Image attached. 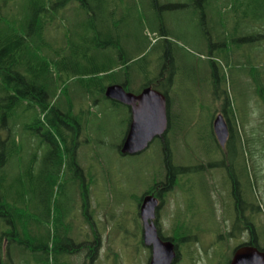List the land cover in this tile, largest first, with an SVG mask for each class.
Segmentation results:
<instances>
[{"label":"rangeland","instance_id":"obj_1","mask_svg":"<svg viewBox=\"0 0 264 264\" xmlns=\"http://www.w3.org/2000/svg\"><path fill=\"white\" fill-rule=\"evenodd\" d=\"M89 1L91 8L104 10L103 15L107 16L109 28L104 22L102 29L112 32L119 28L120 43L124 46L122 55L110 46L97 51L96 47L87 45L83 37L94 34L87 27V12L75 9L80 5L73 4L62 11L64 21L49 29L53 54L57 56L56 51L64 48L56 69L61 77L69 80L68 92L58 93V110L62 113L69 110L71 96L75 102L73 109L84 119L83 128L74 138L78 143L74 159L82 171L78 172L73 164L72 168L69 166L70 153L68 156L65 143L54 129L51 131L56 140L48 136L46 128L34 129L37 125L34 113L25 116L18 110L12 133L16 136L15 147L11 132L0 127V197L10 198L14 206H25L29 213L39 210L36 220L41 222L42 236L47 228L52 233V223L57 216L64 218L66 206L69 211L66 219L74 224L70 236L77 244L101 242L93 264H148V252L135 221L142 193L153 184L155 175L164 174L162 143L153 140L146 150L123 155L120 147L132 123L131 108L97 90L89 95L80 88L81 83L87 89L93 82L88 74L110 64L105 62L108 54H117L119 62L131 54L139 57L133 60L129 70L120 68L116 74L117 80L128 82V91L135 94L149 80L160 78V65L168 64V79L159 91L169 89L172 105L167 134L174 143L176 164L190 163L192 154L214 159L213 123L219 115L229 119L235 133L231 151L241 172L245 195L251 202L259 245L264 248V17L254 16V0L243 1L249 4L247 20L242 11L232 8L231 1H215L212 9H206L205 19L201 18V12H196V0H156L155 5L153 0H116L111 4L107 0L102 9L98 8L97 0ZM185 1L192 8L189 4L185 6ZM110 9H115L114 15ZM225 16L228 19L218 22V18ZM105 41L107 38L103 37L101 42ZM141 49L144 51L140 55ZM79 54L81 64L77 66ZM154 61L150 74L141 71ZM77 180L89 185L87 195H83ZM180 189L175 191L173 202L170 199L171 206L177 211L183 207L182 203L185 208L188 201L190 204L195 200L194 206L186 208V221L184 217L185 225L191 222L185 231H195V234L191 242H184L185 262L178 264H189L191 255L197 259L196 264H210L215 257V264H228L232 242L226 235V226L211 219L207 185L201 187L195 181L188 193ZM205 208L201 221L200 214ZM183 229L179 233H184ZM10 230V225L2 224L1 231ZM212 232L218 236L217 240L214 237L215 245L211 244V236L206 244L198 243L201 237ZM8 243L10 247L17 245L12 240L5 241L4 245ZM203 248L206 253L201 257ZM33 255L27 252L21 258L12 255L10 264H39ZM38 258L45 256L40 254ZM4 260L8 262L7 257ZM85 261L90 262L84 251L72 255L68 264Z\"/></svg>","mask_w":264,"mask_h":264},{"label":"trees","instance_id":"obj_2","mask_svg":"<svg viewBox=\"0 0 264 264\" xmlns=\"http://www.w3.org/2000/svg\"><path fill=\"white\" fill-rule=\"evenodd\" d=\"M113 1L116 0H111L110 4ZM215 1L218 3H228L231 1L230 5H232V8L237 12L242 11L244 14L243 18L248 19L249 4L243 2L244 0H236V3L234 2L235 0H196L194 1V6L198 14L201 12L202 19L207 18L206 9H212ZM106 2L107 0H97L98 8H104ZM73 4L80 5L79 7H75V9L78 8V10L87 12V27L94 34L92 37H83L87 45L96 47L97 51H103L107 46H110L120 55L124 52V46L120 43L119 39V28L117 27L112 32L102 29L104 22H106L105 27L109 28L107 16L103 15L104 10L91 8L89 0H0V127L8 129L9 134L11 132V143L15 147L17 145L16 136L12 133L13 126H15L14 123L17 120L18 110L25 116L29 115V113H34V122L37 123L34 129L46 128L50 133L48 136L52 140H56L55 135L51 131V129H54L65 143L67 155L69 156L70 153L69 166L72 168L73 164L75 169L81 172L82 166L80 165V167L74 159V153H76L78 147V143L74 138L77 137L83 128L84 119L82 115L76 114V111L73 109L75 102L71 96H69L67 104L69 110L64 111V113L58 110L56 102L58 93L68 92L67 83L69 80L61 77L56 69L60 63V55L64 48H61V51L57 50V56H55L52 52L54 48L53 40L49 39V29L53 25L56 26L57 22L64 21V16L61 12L67 10ZM153 4H156V0H153ZM187 4L190 5L189 2L185 1V6ZM177 5L183 6L180 3ZM19 7H21V10H18ZM190 7L192 8L191 5ZM110 12L111 15H114L115 9H110ZM253 14L255 17H264V0H254ZM228 17H220L218 18V22H223ZM241 22L243 20L239 24ZM114 24L115 22L112 25ZM90 32L87 33L90 35ZM163 35L165 36L166 34ZM102 36L107 38V41L104 43L101 42ZM143 51L141 49L140 55ZM117 56L113 52L112 54H108L105 62H110V64L106 68L87 75L88 77H92L93 82L89 84L87 89L81 83L80 88L83 92L91 95L97 90L105 96L107 87L113 84H122L128 90L129 83L117 80L118 74H116V71L120 68L129 70L133 64V60L139 56L129 54L123 62H119ZM77 57L76 65L79 66L81 64L80 54ZM157 63L161 64V62ZM154 65L155 61L151 65H148L147 68L140 70L148 75L150 74V67ZM167 65L161 64L160 78L149 80L144 85V88L152 87L160 90L159 88L168 79L166 77L168 73ZM107 80L111 83H104ZM162 90L169 95L167 87ZM256 91L258 92V87ZM68 143L72 144L73 147L70 148ZM60 160L62 161V159ZM176 173H179V170ZM76 183L79 185V189L83 191V195H87L89 185L84 180H77ZM58 208L59 204H57V210ZM50 209L49 204L47 205L48 220L51 216ZM39 213V210L29 213L25 206H14L10 198L0 197V219H2V222L0 220V264H10L13 261L12 255L21 258L25 252L33 253L39 264H50V262L51 264H68L66 259H61V254L70 252H73L71 255L79 254L82 249L89 247L93 248V251L96 253V250L99 249L100 240L99 243L95 241L93 246L92 244H90L91 246L88 245V242H85V245L81 243L78 246L71 244L69 237H71L70 232L74 224L73 221L71 222L66 219V215L69 213L66 206L63 208L64 218L60 219L57 216L52 223L54 230L52 229L51 233V230L47 228V230H44V236L41 234V222H37L36 220L37 216L39 217ZM31 220H34L36 223H32ZM3 223L11 226L9 232L1 231ZM60 226L62 227V232L60 231L59 233ZM254 234L253 246L264 250L259 245L256 230ZM11 240L16 242L17 245L10 247L8 243V246H5V241L11 242ZM11 250H14L13 254H11ZM40 254L45 256V258H38ZM4 257L8 258L7 263H4Z\"/></svg>","mask_w":264,"mask_h":264},{"label":"flooded vegetation","instance_id":"obj_3","mask_svg":"<svg viewBox=\"0 0 264 264\" xmlns=\"http://www.w3.org/2000/svg\"><path fill=\"white\" fill-rule=\"evenodd\" d=\"M140 94V92L138 93ZM171 106L170 102L167 101V119L168 126L166 131L161 135L156 137L154 140H160L162 143L163 157H164V174L155 175L153 179V184L142 193L139 202V212L137 221L135 225L140 228L141 242L146 247L148 252V264H151L153 256V246H148L145 244L146 229L143 219V204L147 197H152L156 199V206L154 209L153 218L149 219L148 222L153 223L156 227V232L158 237L163 242H173L176 250V257L173 259L171 264H178L179 261L185 262V250L182 247L185 244L191 242L195 234L194 232L185 231V221L187 216H185L186 208L195 205V200L185 204L182 203L183 207H178L177 211H174L171 206V200L175 197V191L180 188L188 193L190 189L195 185V181H198L201 187L207 185L208 189V199L210 201V212L212 213L211 219L216 224H223L226 226L228 239L232 242V257L234 253L241 247L253 246L254 245V224L251 202L247 199L241 180V172L236 168V162L233 158V152L231 151V144L234 140V128L232 127L229 119L224 115V119L227 124V138L225 144H221L218 134L215 131V126L213 123V137H214V159L209 157H204L198 154H192V159L190 163H186L185 166L181 164H176L173 142L169 141L168 130H169V117ZM178 169V170H175ZM215 171L216 173H214ZM261 175L263 172L260 173ZM240 176V177H239ZM198 177V180L195 179ZM202 206V205H201ZM206 208L202 210L200 214V219L203 221V215ZM180 214H183L181 217ZM191 222H188L189 225ZM186 225V226H187ZM184 227L182 231L184 233H179V229ZM202 236V235H201ZM213 238L211 244L215 245L214 237L217 240L218 236H215L214 232L207 234L205 237H201L198 243H207L209 237ZM70 238L71 244L78 246L75 239ZM91 243H88L90 245ZM93 244V243H92ZM91 246V245H90ZM93 246V245H92ZM206 246V245H203ZM85 251V257L90 260L89 264H93L95 260L98 249L93 251V248H85L80 251L83 253ZM206 253V249L203 248L200 253L201 257ZM73 252L62 254L61 259H65L69 262L70 257ZM75 255V254H74ZM94 255V256H93ZM206 255V254H205ZM60 256V257H61ZM191 259L189 264H196L197 260L193 255L190 256ZM229 260V263L232 260ZM216 257L210 262V264H215ZM85 261L83 264H86Z\"/></svg>","mask_w":264,"mask_h":264},{"label":"water","instance_id":"obj_4","mask_svg":"<svg viewBox=\"0 0 264 264\" xmlns=\"http://www.w3.org/2000/svg\"><path fill=\"white\" fill-rule=\"evenodd\" d=\"M106 96L131 107L132 123L125 139L122 154H137L145 150L154 138L161 136L167 129V98L160 91L148 87L140 94L128 92L122 85H110ZM215 131L221 144L227 138V125L222 116L215 121ZM156 199L147 197L143 204V219L146 229L145 244L153 246L151 264H171L176 257L173 242H163L158 237L156 227L148 222L154 216ZM230 264H264V250L257 246L239 248Z\"/></svg>","mask_w":264,"mask_h":264},{"label":"bare ground","instance_id":"obj_5","mask_svg":"<svg viewBox=\"0 0 264 264\" xmlns=\"http://www.w3.org/2000/svg\"><path fill=\"white\" fill-rule=\"evenodd\" d=\"M151 24V23H150Z\"/></svg>","mask_w":264,"mask_h":264}]
</instances>
